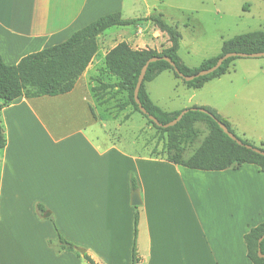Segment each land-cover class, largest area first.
<instances>
[{
	"label": "crops",
	"instance_id": "1",
	"mask_svg": "<svg viewBox=\"0 0 264 264\" xmlns=\"http://www.w3.org/2000/svg\"><path fill=\"white\" fill-rule=\"evenodd\" d=\"M138 4L0 0L2 60L16 64L107 13L133 18ZM144 23V28L133 25L119 37L134 49L169 45L154 46L165 33ZM107 30L97 37L95 54L69 92L18 97L0 110L6 139L0 149V264H90L83 253L78 256L59 246L50 217L96 263L132 264L135 211L137 264H252L244 234L264 222V173L257 165L194 169L162 156L134 153L99 132L93 135L100 105L93 96L89 102V90L95 82L116 81L104 73V66L98 71L118 43L108 45ZM149 40L150 45L145 43ZM163 71L174 76L169 69ZM150 81L144 86L152 102L173 111L152 99L146 88ZM64 103L69 112L60 118L53 110ZM67 123L69 128L61 130ZM131 174L142 201L138 206L130 203ZM37 203L45 206L43 212L37 211Z\"/></svg>",
	"mask_w": 264,
	"mask_h": 264
},
{
	"label": "trees",
	"instance_id": "2",
	"mask_svg": "<svg viewBox=\"0 0 264 264\" xmlns=\"http://www.w3.org/2000/svg\"><path fill=\"white\" fill-rule=\"evenodd\" d=\"M248 5L245 4V9ZM150 22L159 31L167 36L168 46L157 49L154 47L131 48L126 41L118 42L111 48L104 58V73L114 78L113 83L100 82L98 87L106 90L115 88L116 91L125 92L127 100L119 104L123 109L131 105L134 110L141 113L154 128L166 134L165 159L185 167L201 170H221L229 167H238L243 163H253L264 173V154L258 153L245 145H251L264 151V142L260 146L251 144L246 139H241L238 144L231 139L218 125L217 120L223 122L227 128L234 133L229 121L218 114L213 108L206 105H193L191 107L202 108L207 113L198 109L193 110L187 107L188 111L172 126H158L142 113L134 100L133 92L138 75L145 62L154 56L169 57L174 66L164 59L148 64L144 74L143 82L139 88L138 97L148 114L153 115L160 123L165 124L175 119L182 109L165 111L152 102L145 89L144 83L155 78L163 70L169 69L174 76L191 88H199L205 82L220 77L229 70L231 63L240 56H233L225 59L222 64L213 72L203 76L185 80L174 70L178 69L183 75L195 74L202 69L211 67L219 57L228 52H241L251 54L264 51V30L249 31L224 39L219 53L203 60L198 66L189 67L178 55V48L181 39L177 25H172L160 12H152L144 17H123L120 12L104 14L84 27L74 31L64 41L45 47L39 51L28 53L20 58L16 64L8 65L2 60L0 54V110L18 97L33 98L42 95H58L69 92L75 85L76 80L85 70L97 50V37L105 30L113 26L139 25ZM214 116V118L211 115ZM203 121L208 127V133L204 136L199 145L189 154H185L188 143L192 142L198 135L194 124ZM6 139L0 122V149L5 146ZM131 189H137L138 184L134 174L130 175ZM36 209L40 213L45 206L37 203ZM138 211L134 213V238L131 249V263H138L136 250V236ZM52 220L59 246L81 254L77 246L66 239L58 230ZM264 222L249 229L244 234V241L247 249V256L252 264H264V257L258 256V249L264 253ZM82 256L90 264L96 263L88 254Z\"/></svg>",
	"mask_w": 264,
	"mask_h": 264
},
{
	"label": "rangeland",
	"instance_id": "3",
	"mask_svg": "<svg viewBox=\"0 0 264 264\" xmlns=\"http://www.w3.org/2000/svg\"><path fill=\"white\" fill-rule=\"evenodd\" d=\"M152 12L162 13L167 22L177 25L181 33L178 55L188 66H198L219 53L224 39L264 30V0H139L133 15L144 17ZM144 24L139 26L144 28ZM132 28L133 25L110 27L106 31L111 34L108 45L122 41L119 33ZM166 42L163 34L153 44L160 48ZM232 64L235 65L229 72L200 88H187L170 71H163L147 82L146 88L152 99L165 109H184L195 104L213 108L229 121L236 136L260 146L264 142V56L239 57ZM102 66L104 60L98 71ZM99 85L100 82H95L89 90V102H94L93 96L100 105L97 106L100 117L92 124L93 135L96 131L117 144L121 141L134 153L164 157L166 134L154 128L131 105L119 108L127 100L125 92L103 90ZM53 111L64 117L69 112L68 105L64 103L61 109ZM194 127L198 135L188 143L185 154L192 152L208 133L203 121L196 122ZM67 128L68 123L61 130Z\"/></svg>",
	"mask_w": 264,
	"mask_h": 264
},
{
	"label": "water",
	"instance_id": "4",
	"mask_svg": "<svg viewBox=\"0 0 264 264\" xmlns=\"http://www.w3.org/2000/svg\"><path fill=\"white\" fill-rule=\"evenodd\" d=\"M233 56H240V57H260V56H264V51L263 52H256V53H251V54H245V53H241V52H228L224 55H222L221 57L218 58V60L216 61V63L214 65H212L211 67L209 68H206V69H202L200 71H198L197 73L195 74H191V75H183L182 73H180L178 71V69L176 67H174V70L179 74V76H181L183 79L185 80H191L195 77H198V76H203V75H206L208 73H211L213 72L214 70H216L221 64L222 62L229 58V57H233ZM159 59H164L166 61H168L172 66H174V63L173 61L167 57V56H162V57H158V56H154V57H151L149 58L145 64L142 66L141 68V71L138 75V78H137V82H136V85H135V88H134V92H133V97H134V100L135 102L137 103L138 105V108L139 110L142 112V113H145L148 115V118L153 120L155 122V124H157L158 126H163V127H168V126H172L174 125L181 117L184 113H186L188 111V108H184L181 110V112L179 113V115L173 119L172 121L168 122V123H165V124H162L160 123L153 115L151 114H148L146 109L144 108V106L141 104L140 100H139V97H138V92H139V88L143 82V78H144V74H145V71L147 69V66L149 63L151 62H154V61H157ZM191 109L193 110H200L202 112H205L207 113L206 110L202 109V108H195V107H191ZM211 115V114H210ZM213 118L214 116L211 115ZM217 123L218 125L220 126V128L233 140H235L238 144H242L241 140L237 138V136L231 132L227 126L221 122V121H218L217 120ZM247 148H251L253 149L254 151L258 152V153H261V154H264V151L260 150L259 148L257 147H253L251 145H245ZM141 197H140V194H139V191L137 189H133L130 193V203L134 206H138L141 204ZM44 217H47L49 216V211L45 212L43 214ZM264 237V234L258 239V241L260 242L262 240V238ZM77 250L80 252V253H84V250L82 248H77ZM258 256L260 257H264V253L261 252L260 249H258Z\"/></svg>",
	"mask_w": 264,
	"mask_h": 264
}]
</instances>
